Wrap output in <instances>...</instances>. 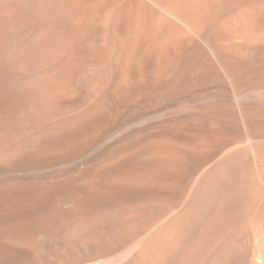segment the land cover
Returning a JSON list of instances; mask_svg holds the SVG:
<instances>
[{"label":"rangeland","instance_id":"rangeland-1","mask_svg":"<svg viewBox=\"0 0 264 264\" xmlns=\"http://www.w3.org/2000/svg\"><path fill=\"white\" fill-rule=\"evenodd\" d=\"M66 1L0 0V96L33 95L0 103V264H264V78L244 76L238 85L215 67L197 87L107 115L70 153L36 154L65 119L75 128L70 119L103 99L115 73L118 4L87 0L71 12ZM220 4L239 25L234 5ZM82 12L84 26L76 18ZM49 26L64 32L50 48ZM223 31L218 50L229 69L264 65L262 40ZM62 68L67 77L50 85ZM64 90L71 92L59 97ZM200 117L218 128L217 143L196 152L175 185L146 196L91 197L119 182L116 163L125 156L150 159L140 148L157 130Z\"/></svg>","mask_w":264,"mask_h":264},{"label":"bare ground","instance_id":"bare-ground-1","mask_svg":"<svg viewBox=\"0 0 264 264\" xmlns=\"http://www.w3.org/2000/svg\"><path fill=\"white\" fill-rule=\"evenodd\" d=\"M86 1L67 0L65 6L69 11L76 12ZM106 1L108 4L105 5L118 4L113 32L118 46L114 55L112 83L103 99L70 119L76 123L75 128H70L66 119L60 123L55 129V132H61L60 135L39 145L37 155L70 153L80 146L90 129L105 122L107 115L109 117L114 112H121L147 96L165 99L189 85L196 84L197 87V84L209 80L215 67L223 70L220 73L224 78L238 85L244 76L251 81L264 78V65L254 67L244 64L239 66L240 69H229L228 59L218 50V42L225 36V27L228 34L244 38L247 42L262 40L260 49L264 53V0H226L234 5L230 13L237 17L239 25H233L229 20L231 17L220 12L221 0ZM88 16V12H82L76 18L84 26ZM63 33L62 28L47 27L44 34L47 47L50 48L55 41L53 39ZM65 77L67 75L62 68L55 76L49 77L48 82L54 86ZM46 87L44 91L48 89ZM70 92L64 90L58 95L64 97ZM27 96L33 97L30 92H5L0 96V103H20ZM201 117L196 121L176 122L157 130L158 133L148 146L140 148V151L150 153V159L143 164H136L130 157L127 158L128 155L125 156L116 163L122 170L118 173L119 182L108 184L104 190H92L91 197L111 200L122 196H146L160 190L162 184L166 186L162 188L171 186L166 185V182L175 185L196 152L213 148L217 143L218 128L206 127Z\"/></svg>","mask_w":264,"mask_h":264}]
</instances>
